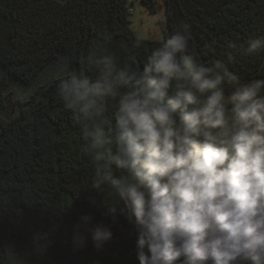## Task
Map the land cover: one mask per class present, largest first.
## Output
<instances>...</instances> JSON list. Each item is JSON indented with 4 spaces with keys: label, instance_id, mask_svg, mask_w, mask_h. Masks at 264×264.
Segmentation results:
<instances>
[{
    "label": "clouds",
    "instance_id": "obj_1",
    "mask_svg": "<svg viewBox=\"0 0 264 264\" xmlns=\"http://www.w3.org/2000/svg\"><path fill=\"white\" fill-rule=\"evenodd\" d=\"M260 52L264 36L201 63L180 26L142 70L105 50L66 66L57 94L94 169L91 203L127 220L139 264H264V79L242 82L231 67ZM90 232L98 248L112 238ZM45 254L2 248L0 264Z\"/></svg>",
    "mask_w": 264,
    "mask_h": 264
},
{
    "label": "trees",
    "instance_id": "obj_2",
    "mask_svg": "<svg viewBox=\"0 0 264 264\" xmlns=\"http://www.w3.org/2000/svg\"><path fill=\"white\" fill-rule=\"evenodd\" d=\"M140 1L155 10L154 0ZM164 5L167 31L156 40L129 27L127 0H0V84L13 79L32 84L57 54L64 55L69 71L83 69L84 59L98 50L142 70L180 26L187 28L190 53L208 64L229 45L264 36V0H164ZM231 67L242 82L264 79V52ZM65 76L37 85L12 116L0 113V249L25 256L39 243L46 248L39 264H139L127 220L119 216L113 222L91 203L101 199L89 189L94 169L79 125L57 94ZM97 226L112 232L99 248L90 232Z\"/></svg>",
    "mask_w": 264,
    "mask_h": 264
},
{
    "label": "rangeland",
    "instance_id": "obj_3",
    "mask_svg": "<svg viewBox=\"0 0 264 264\" xmlns=\"http://www.w3.org/2000/svg\"><path fill=\"white\" fill-rule=\"evenodd\" d=\"M155 10L151 12L140 0H127L131 12L128 13L129 27L140 37L161 40L167 31L164 0H154ZM66 58L57 54L56 58L46 65L36 80L30 85H23L17 80H9L0 84V113L5 117L12 116L17 109L28 100L32 90L39 84L49 82L53 77L64 74ZM68 70V68H67ZM21 103L16 105V101Z\"/></svg>",
    "mask_w": 264,
    "mask_h": 264
}]
</instances>
